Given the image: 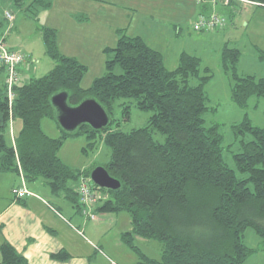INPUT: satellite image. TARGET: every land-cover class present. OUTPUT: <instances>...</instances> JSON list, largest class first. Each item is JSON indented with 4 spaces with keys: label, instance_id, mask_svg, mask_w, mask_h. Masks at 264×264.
<instances>
[{
    "label": "trees",
    "instance_id": "1",
    "mask_svg": "<svg viewBox=\"0 0 264 264\" xmlns=\"http://www.w3.org/2000/svg\"><path fill=\"white\" fill-rule=\"evenodd\" d=\"M10 1L27 8L40 0ZM229 1L264 6V0ZM42 33L48 53L58 63L41 77L16 83L10 107L4 77L1 80L0 170L19 176L17 153L25 181L40 179L81 212L75 180L89 177L90 172L72 169L57 151L67 136L86 132L92 138L90 144L100 136L111 149L110 160L103 166L120 187L108 189L109 197L95 210L128 213L130 228L121 233V239L143 256L142 264H243L253 250L245 244L244 230L252 227L264 240V126L253 125L246 116L233 125L235 136L249 133L251 139L240 140L241 150L233 154L232 168L222 157L218 125L205 122L209 107L204 86L213 75L210 68H201L198 56L182 52L177 66L168 69L161 52L142 36L119 34L105 72L84 88L80 82L86 67L60 54L55 41ZM239 55L238 48L228 46L221 53L223 69L231 75V99L244 107L250 97L264 96V77L239 75ZM117 64L120 72L114 71ZM60 89L68 91L70 104L93 97L110 115L113 102L121 97L132 99L136 108L151 114L146 125L128 131L111 128V124L96 131L84 124L68 133L55 121L50 103V96ZM130 106L124 105L123 118L129 117ZM14 117L22 127L13 144L6 137ZM43 118H51L61 135H47L41 128ZM154 132L163 134L164 141L156 140ZM235 169L247 175L239 177ZM138 237L158 241L159 257L144 256L134 242ZM0 255L2 264H28L7 241L0 244ZM50 256L65 260L69 254L60 250Z\"/></svg>",
    "mask_w": 264,
    "mask_h": 264
},
{
    "label": "rangeland",
    "instance_id": "2",
    "mask_svg": "<svg viewBox=\"0 0 264 264\" xmlns=\"http://www.w3.org/2000/svg\"><path fill=\"white\" fill-rule=\"evenodd\" d=\"M229 2V0L228 2L227 0H40L39 3L33 2L27 8H20L13 3L12 9L8 8L7 12L16 16L12 23L14 27L2 37L7 45L19 48L17 51L25 57V61L20 64L25 66V70L20 71V65L17 70L19 79L17 83L20 84L30 78L43 76L58 63V60L52 59L48 53L42 32H46L47 37L55 41L56 49L60 54L76 58L86 67L80 82L84 88L89 87L94 78L105 72L106 60L113 56L110 48L115 45L119 34L142 36L149 46L161 52L168 69L177 66L182 52L198 56L201 68H210L213 75L204 86L209 107L204 114L205 122L218 125L223 138V160L230 167L235 168L233 154L241 150L240 140H249L251 135L245 133L243 136H235L233 125L246 116L253 125L264 126V96L250 97L244 107L236 104L231 99V75L223 69L221 53L224 46L238 48L240 51L236 63L238 74L264 77V6L243 1L236 5ZM4 3L5 0H0V6ZM4 10L5 8L0 7L2 19ZM200 15H219L218 17L223 18V21L214 29L195 30L193 23ZM12 24L8 21L6 31ZM114 71H121L118 64L115 65ZM3 74L5 80L6 72L4 71ZM191 82L196 83V80L192 79ZM14 87L12 89L15 93ZM125 104L131 105L128 118H123ZM150 114L151 111L136 108L132 99L121 97L115 99L112 104L113 120L110 126L123 131L142 127L146 125ZM9 126L7 141L12 140L11 136H17L22 122L18 117H14L9 120ZM41 128L51 137L57 138L61 135V130L51 118H43ZM153 137L160 142L164 141V135L161 133L154 132ZM91 140V137L86 136V132L67 136L63 138V144L57 155L72 169L90 172L95 166L108 163L111 156V149L102 137L97 136L93 144H90ZM235 171L239 177L247 175L246 172H239L237 169ZM7 173L17 178L16 185H9V190L13 193L20 179L12 170H3V174ZM79 178L75 180L76 184ZM10 182L9 177L0 180V192L3 196L6 192L3 188ZM26 183L31 187L34 181L28 180ZM75 187L76 185L74 186L76 192ZM107 190L103 189V192L109 197ZM49 201L55 206H61L59 198L51 196ZM97 204L96 202L95 205ZM71 207L76 209L73 205ZM95 208L91 211L96 219H86L87 224L79 227L83 235L79 237L74 234L76 241L80 242L83 249L89 251L92 247L85 246L83 239L85 237L86 240L88 238L92 241L94 248L89 255L94 262L100 259L102 264H142L140 261H144L143 256L133 252L121 239V233L130 228L128 213L125 210L98 213ZM81 215L85 217L83 213ZM244 241L253 250L247 255L243 264H264L262 237L252 227H247L244 230ZM134 242L144 256L159 257L158 241L138 237Z\"/></svg>",
    "mask_w": 264,
    "mask_h": 264
},
{
    "label": "crops",
    "instance_id": "3",
    "mask_svg": "<svg viewBox=\"0 0 264 264\" xmlns=\"http://www.w3.org/2000/svg\"><path fill=\"white\" fill-rule=\"evenodd\" d=\"M12 5L13 2L5 0L4 5L0 6L5 8L4 18H0L2 22L0 35L3 34L0 37L11 32L14 27L12 23L16 16H12V19L5 16V12L9 11L8 8L12 9ZM7 20L12 24L8 31H6ZM8 47L14 50L19 49L11 45ZM24 68V65H20V71L25 70ZM3 73L4 71L0 69V81L4 77ZM4 177H9L11 182L3 188V191H6L5 196L0 192V244L3 241L10 243L26 258L28 264H102L100 259L94 262L89 255L94 248L90 239L86 240L84 237L83 240H85V246L92 247L91 251L83 249L80 242L76 241L74 234L81 237L83 232L79 227L87 224V221L81 215L82 211L72 209L69 199L65 198L62 193H52L40 179L35 180L31 187L26 183L27 188L34 195L17 199L9 190L10 184H17L16 176L9 173L3 174L0 170V180ZM51 196L59 198L61 206L51 203L49 201ZM60 250L67 251L69 254L67 259L58 260L50 256ZM0 264H2L1 255Z\"/></svg>",
    "mask_w": 264,
    "mask_h": 264
},
{
    "label": "built area",
    "instance_id": "4",
    "mask_svg": "<svg viewBox=\"0 0 264 264\" xmlns=\"http://www.w3.org/2000/svg\"><path fill=\"white\" fill-rule=\"evenodd\" d=\"M218 16L200 15L199 18L193 23V28L195 30L214 29L215 26H218L223 21V18ZM6 17L11 19L12 15L9 12H6ZM24 61V55L20 54L19 51L8 47L3 37H0V66H2L6 72L5 86L9 107L11 106L15 97L12 87H14L19 80L17 78L18 66ZM11 139L12 143L14 144V137L11 136ZM16 160L19 168L20 184L15 189H13V195L17 199L34 195V193L31 192L26 186V181L20 169V163L17 156ZM75 190L78 195L79 203L81 204L82 213L85 216L84 218L90 220L96 219V216L91 211V209H94L96 202L99 204L108 198L106 193L103 192V188L93 184L88 177L81 176L78 180V183L76 184Z\"/></svg>",
    "mask_w": 264,
    "mask_h": 264
},
{
    "label": "water",
    "instance_id": "5",
    "mask_svg": "<svg viewBox=\"0 0 264 264\" xmlns=\"http://www.w3.org/2000/svg\"><path fill=\"white\" fill-rule=\"evenodd\" d=\"M68 94L67 90L60 89L50 96L54 119L62 130L73 133L79 126L87 124L99 131L111 124V115L95 98L85 97L77 104H70ZM89 178L103 189L116 190L120 187L119 180L112 177L103 165L91 169Z\"/></svg>",
    "mask_w": 264,
    "mask_h": 264
}]
</instances>
